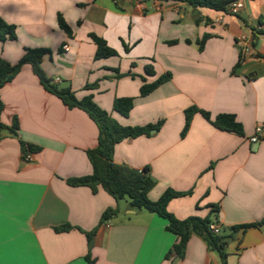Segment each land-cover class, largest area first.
I'll list each match as a JSON object with an SVG mask.
<instances>
[{
  "label": "crops",
  "instance_id": "obj_1",
  "mask_svg": "<svg viewBox=\"0 0 264 264\" xmlns=\"http://www.w3.org/2000/svg\"><path fill=\"white\" fill-rule=\"evenodd\" d=\"M0 17L16 26V39L0 42V60L15 65L28 49H48L41 69L58 89L70 88L78 100L91 96L122 126L163 121L150 136L118 143L114 162L150 169L152 201L169 189L188 193L168 211L179 220L208 217L220 234H233L227 264H264V223L232 231L264 218V0H245L238 16L165 0H0ZM255 30L262 33L254 42ZM92 35L117 55L97 59ZM242 35L255 55L241 60ZM168 73L170 81L140 96L144 83ZM117 98L134 99L128 117L114 110ZM0 100V123L19 122V136L0 130V264H89L88 257L93 264H222L195 233L183 256L167 257L178 239L165 219L102 187L94 193L68 184L92 174L87 151L96 148L99 129L48 92L31 65L0 89ZM192 106L212 119L234 115L244 136L200 113L183 136ZM258 127L263 135L252 142ZM20 141L40 148L28 153L32 161L23 160ZM108 210L116 214L103 221ZM64 226L70 229L57 231Z\"/></svg>",
  "mask_w": 264,
  "mask_h": 264
},
{
  "label": "trees",
  "instance_id": "obj_2",
  "mask_svg": "<svg viewBox=\"0 0 264 264\" xmlns=\"http://www.w3.org/2000/svg\"><path fill=\"white\" fill-rule=\"evenodd\" d=\"M186 3L195 8H207L215 11L226 12L227 7L234 0H165ZM60 26L67 32H70L67 25L64 23L62 17H59ZM264 25V18L260 19V26ZM262 30H255L253 41L258 38ZM97 45L96 58H106L117 55V52L108 47L105 40L91 36ZM16 39V26L7 23L0 17V42ZM253 42V43H254ZM204 40L201 42V49ZM48 49H28L23 58L15 65H11L4 60H0V89L7 83L11 82L20 72L23 65H31L34 73L39 77L43 87L50 93L54 94L62 100V102L69 108H80L85 111L89 117L96 123L99 129V138L96 148L87 151L88 158L92 164L93 172L91 175L81 178H73L68 180L71 186H87L94 193L102 187L109 195L114 197L117 201L128 198L130 206L135 210H145L156 214L168 222L166 230L177 237V243L173 249L168 253L167 257L171 255L183 256L186 245L190 240L192 234H198L203 237L208 245L219 252L222 264H227V254L225 248L232 235L214 234L210 229V225L214 222L210 218L189 217L185 220L177 219L168 211L169 203L177 198L188 195V193L176 192L174 190H167L157 201H152L149 198V193L156 185V181L150 175V169L136 170L127 165H120L114 162L115 146L125 139H135L141 136H150L153 130H159L163 125V121L157 124L146 126H122L112 116L101 109L91 96L82 100H78L74 92L70 88L58 89L52 85L48 79L45 78L41 63L44 57L50 54ZM241 54V53H240ZM244 56L241 54V60ZM240 60V61H241ZM148 74H154L152 66L146 67ZM171 74L163 75L157 78L153 83H144L140 89V96L145 97L164 83L170 81ZM134 106L133 98H117L114 102V110L124 117H128ZM3 110V103L0 100V112ZM196 113H200L206 120L211 122L216 128L236 133L244 136V130L241 123H239L234 115L220 114L215 119H212L211 114L207 111L201 110L196 106H192L185 111L186 124L183 130V136L187 133L192 118ZM19 122L15 117L11 127H7L0 123V130H10L15 136L18 135ZM1 139V135H0ZM23 150V160L26 159L28 153H37L40 151L39 147L27 144L20 141ZM214 212L218 211V206H213ZM116 214L115 210H108L104 216L103 221L108 220ZM264 223V218L261 222L238 226L233 228V233L239 229H247L258 226ZM70 229V226H64L57 231ZM90 233L87 234L90 240ZM89 264H93L90 258H87Z\"/></svg>",
  "mask_w": 264,
  "mask_h": 264
},
{
  "label": "built area",
  "instance_id": "obj_3",
  "mask_svg": "<svg viewBox=\"0 0 264 264\" xmlns=\"http://www.w3.org/2000/svg\"><path fill=\"white\" fill-rule=\"evenodd\" d=\"M244 8H245V0H234L233 2L229 4V6L227 7V11L225 13L229 15H233V16H238ZM223 18H224V14L222 13L218 18H216V23H221ZM239 48H240V53L244 57L255 55L252 40L250 39L248 35H242L240 37ZM64 49L67 50L68 46H64ZM57 81H59V79H57ZM262 135H263V128L258 127L256 129L255 135L251 138V141L252 142L260 141ZM26 161L27 162L32 161V154H28L26 156ZM210 229L211 231H213L214 234H220L219 226L212 224L210 225Z\"/></svg>",
  "mask_w": 264,
  "mask_h": 264
},
{
  "label": "rangeland",
  "instance_id": "obj_4",
  "mask_svg": "<svg viewBox=\"0 0 264 264\" xmlns=\"http://www.w3.org/2000/svg\"><path fill=\"white\" fill-rule=\"evenodd\" d=\"M153 131H154V130H153ZM124 200H128V201H129V199H128L127 197L124 198L122 202H124ZM226 234H227V231H225V230H222V231H221V235H226Z\"/></svg>",
  "mask_w": 264,
  "mask_h": 264
},
{
  "label": "water",
  "instance_id": "obj_5",
  "mask_svg": "<svg viewBox=\"0 0 264 264\" xmlns=\"http://www.w3.org/2000/svg\"><path fill=\"white\" fill-rule=\"evenodd\" d=\"M152 133H155V130H154V131H152Z\"/></svg>",
  "mask_w": 264,
  "mask_h": 264
}]
</instances>
